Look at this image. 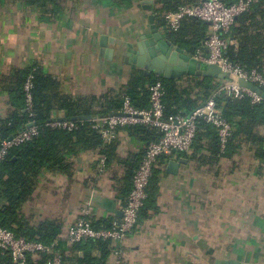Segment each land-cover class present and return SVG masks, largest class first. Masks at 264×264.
Segmentation results:
<instances>
[{"label":"crops","instance_id":"0c3cea01","mask_svg":"<svg viewBox=\"0 0 264 264\" xmlns=\"http://www.w3.org/2000/svg\"><path fill=\"white\" fill-rule=\"evenodd\" d=\"M130 1V7L117 9L112 0H78L64 7L59 19L41 23L22 0H0V119L9 111L2 78L33 63L52 74L72 97L125 84L133 69L116 54L112 60L102 58L99 42L106 36L108 48L120 49L148 32L143 0ZM156 7L153 0L151 13ZM117 140L122 158L143 148L125 127ZM180 159L184 158L170 160ZM69 160L68 174L41 170L33 198L23 208L35 221L59 223V240H64L68 225L85 217L84 209L89 219L118 222L126 200L115 192L122 183L118 182L122 165L105 168L104 158L92 150ZM170 160L157 176L156 210L137 222L121 243V264H210L214 258L263 261L264 165L244 154L220 161L217 170L184 159L174 175L166 172ZM114 260L111 252L107 264Z\"/></svg>","mask_w":264,"mask_h":264},{"label":"trees","instance_id":"16d2710c","mask_svg":"<svg viewBox=\"0 0 264 264\" xmlns=\"http://www.w3.org/2000/svg\"><path fill=\"white\" fill-rule=\"evenodd\" d=\"M78 0H22L37 13L38 21L48 23L59 19L68 3ZM234 3L238 0H222ZM114 7L124 9L131 6L130 0H112ZM195 0H156L154 8L155 23L160 31L180 48L186 55L193 57L198 51H204L202 44L208 35L209 25L195 18H186L179 29L169 30L162 17L167 11ZM228 37L234 43L228 45L225 56L238 63L245 70L256 69L264 74V0H258L250 8L239 14L230 27ZM31 77L32 115L25 109L24 84ZM3 89L8 94L9 111L0 119V142L23 130L31 121L38 135L31 141L10 149L0 162V225L12 230L27 240L38 241L49 247L51 252L61 255L62 264H107L112 251L110 240H87L76 244H67L59 240L61 225L50 219L35 221L24 206L32 198L37 177L43 168L68 174L71 170L70 158L82 151H96L104 158L105 168L122 165L123 172L115 188L116 197L127 198L132 189V177L141 156L147 146L160 138V133L152 127L142 124L127 125L125 130L131 137L143 142L142 150L136 155L120 157L117 152L118 140L105 142L100 134L91 128L90 119L106 116L119 111L125 97L138 110L150 108L148 86L160 81L163 88V118L177 114H189L214 95L221 80L210 77L184 76L166 80L160 76H145L140 69H133L127 82L117 89H108L99 94L72 97L60 89V82L45 73L39 63L13 69L2 78ZM264 92V88H260ZM222 116L231 125L232 133L223 152L215 128L202 120L197 129L190 153L161 155L152 169L146 188V198L137 213L136 223L147 219L149 212L156 210L155 192L157 176L164 164L173 157L194 161L200 166L220 167V161L239 157L242 154L264 165V101L252 105L250 98L233 99L221 92L214 97ZM63 111L64 117L90 116L89 120L77 129L68 131L60 127H51L53 113ZM80 122V121H74ZM207 166V170L212 169ZM94 228H109V219L93 220L86 217ZM49 253H41L30 259V264H45Z\"/></svg>","mask_w":264,"mask_h":264},{"label":"built area","instance_id":"2783aa9c","mask_svg":"<svg viewBox=\"0 0 264 264\" xmlns=\"http://www.w3.org/2000/svg\"><path fill=\"white\" fill-rule=\"evenodd\" d=\"M257 1L238 0L227 4L222 0H196L193 3L181 5L174 11L163 13L162 17L166 26L172 31L179 29L181 22L186 18H195L210 23L208 35L202 44L204 51H198L193 58L202 64L217 65L226 73V79L221 80L214 95L189 114H177L164 119L161 102L163 88L161 82L156 81L148 86L150 94L148 110L135 109L129 98L125 97L121 109L116 112H122L127 116L119 117L109 114L90 119L91 128L96 130L107 143L117 140L122 128L134 124L155 128L160 133V138L150 143L140 158L132 177V189L121 209V219L113 222L109 228L96 229L86 220L88 212L84 209L82 216L85 217L77 219L66 228L64 240L67 244L72 245L87 240H110L111 252L115 259L112 264H121L123 258L121 243L129 237L136 225L137 213L146 198V188L158 157L172 155L176 152L190 153L199 120L215 128L220 150L224 151L231 137L232 127L222 116L220 108L216 106L214 100L216 94L223 92L233 99L248 97L252 105L264 101L261 95L239 84L242 80L259 89L264 88V74L256 69L245 70L225 56L228 45L234 43L228 37L230 27L239 14L247 11ZM30 79L29 76L23 90L25 109L32 115ZM61 117H64L63 111H60V115H53L50 126L72 131L83 123L82 121H58L57 119ZM37 135L38 130L30 121L23 130L9 137L10 139L1 141L0 162L5 159L10 149L31 141ZM41 253L51 254L45 264H62L61 255L58 252H51L48 246L38 241L27 240L0 225V264H30V259Z\"/></svg>","mask_w":264,"mask_h":264},{"label":"water","instance_id":"95a60500","mask_svg":"<svg viewBox=\"0 0 264 264\" xmlns=\"http://www.w3.org/2000/svg\"><path fill=\"white\" fill-rule=\"evenodd\" d=\"M152 4L153 0H143L142 9L147 12L146 18L149 24L147 33L140 35L136 41L127 43L120 49L108 48V37L101 36L99 55L104 59L112 60L114 54H116L120 57L121 62L129 65L131 69H140L145 76L156 75L166 80H174L184 76L210 77L217 80L226 79V73L217 65L202 64L195 58L186 55L180 48L175 47L171 43L155 23V16L151 13ZM207 24L210 25V23ZM239 84L241 87L258 93L264 99V92L258 87L242 80L239 81ZM111 115L119 117L127 116L122 112H114ZM89 119L90 116H81L72 118L71 120L84 121ZM57 120L66 121L67 119L61 117ZM182 163H185L184 159H180L178 162L170 160L167 163L166 172L174 175L177 174L179 166ZM210 264H264V260L249 263L247 260L242 262L236 259L214 258L210 260Z\"/></svg>","mask_w":264,"mask_h":264},{"label":"rangeland","instance_id":"374dc122","mask_svg":"<svg viewBox=\"0 0 264 264\" xmlns=\"http://www.w3.org/2000/svg\"><path fill=\"white\" fill-rule=\"evenodd\" d=\"M125 256V258H126V255H124Z\"/></svg>","mask_w":264,"mask_h":264}]
</instances>
